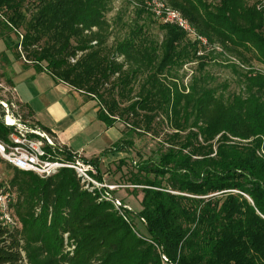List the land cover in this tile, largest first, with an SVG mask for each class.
I'll list each match as a JSON object with an SVG mask.
<instances>
[{
  "label": "trees",
  "instance_id": "16d2710c",
  "mask_svg": "<svg viewBox=\"0 0 264 264\" xmlns=\"http://www.w3.org/2000/svg\"><path fill=\"white\" fill-rule=\"evenodd\" d=\"M112 1L0 0V39L95 99L107 126L124 123L115 152L128 151L132 135L160 139L127 177L142 192L141 209H125V218L74 168L42 177L0 158L12 172L1 184L17 221L0 223V264H264V73L252 65L264 64V0H162L208 45L157 19L149 0H131L136 18L119 15L115 29ZM150 18L162 36L150 31ZM215 53L227 55L239 91L208 85L203 71ZM18 101L28 116L19 115L22 123L52 134ZM4 114L0 103V140L14 144ZM44 148L64 162L77 156L62 145ZM101 156L81 157L99 180Z\"/></svg>",
  "mask_w": 264,
  "mask_h": 264
},
{
  "label": "rangeland",
  "instance_id": "374dc122",
  "mask_svg": "<svg viewBox=\"0 0 264 264\" xmlns=\"http://www.w3.org/2000/svg\"><path fill=\"white\" fill-rule=\"evenodd\" d=\"M135 10L136 4L131 0H113L112 10L108 12L107 17L109 20L114 22L115 29H122V25L120 23L124 21L118 22V16L123 15V19L125 21H132L136 18ZM150 19L151 20H147V26L148 28H150V31L156 36H162V32L158 27V22L155 21L154 18ZM124 30L125 29L123 28L122 31ZM12 37L14 41H17V36L15 34H13ZM1 51H4L7 59H2L3 61L0 60V96L9 99L12 102L13 108L11 110L8 102L5 101L8 104L9 108L10 115H8L10 117L13 116L12 118L18 119L20 117L19 115L24 114L23 110L25 109L19 104L16 93H21L22 95L24 93L31 95L38 94L36 95V100L38 104H40V106H43L42 103L45 102V99L50 100L49 97L53 95V92H48L46 89H43L44 91H41L42 88L48 87L45 83V79H40L36 82H32L29 79L26 80V77H28V70L24 68L23 61L18 58V50L8 49L5 42L3 40H0V52ZM226 57L227 55H219L215 53V59L210 60L203 72L209 74L208 85L218 87L220 88V91L223 90L226 94H231L232 92L239 91L240 87L238 75L233 70V68L225 62ZM252 65L255 69L264 73V64L253 59ZM194 66L196 65H193V67ZM195 68L196 67H194V70ZM189 76L190 75L185 78V81L188 80ZM8 77L12 79L13 86L7 82ZM225 83H228L227 89L222 88ZM41 93L43 95L40 96ZM74 95L73 102H75ZM3 107L5 108L4 115H6L7 108L4 105ZM25 117L28 118V116L26 115ZM12 126L14 127L13 134L16 137H20V139L22 140L24 139V143H27L29 139H33L36 141H41L43 147L49 144L43 137H41V135L35 132H26L23 128H20L17 125ZM124 131L125 124L120 121L116 122L115 142L118 141L121 136H124ZM28 134H35L36 136H29ZM48 135L54 141V143L57 144V140L51 134ZM130 138L133 140V145L128 151H121L117 153L115 152V160H110L109 162H106L104 165H102V167L100 168L102 180H99L95 176L94 177L103 185H112V190H110L109 188L107 189L110 190L115 197L119 198L122 203L130 207L127 210L137 212L141 209L140 201L142 199V192L140 191V188H134V185H130L127 181V177H129L130 171L134 169L133 163L135 161H139L141 160V158H146L156 151V149L160 146V139L152 136L151 134L132 135ZM123 159L125 160V162H122ZM11 174L12 172L8 170L5 163H1L0 179L4 180ZM90 183L93 184L92 182ZM98 189L101 192H104V189L106 188L99 187ZM132 221L135 230L139 234L147 235L145 225L142 220L133 217Z\"/></svg>",
  "mask_w": 264,
  "mask_h": 264
},
{
  "label": "crops",
  "instance_id": "0c3cea01",
  "mask_svg": "<svg viewBox=\"0 0 264 264\" xmlns=\"http://www.w3.org/2000/svg\"><path fill=\"white\" fill-rule=\"evenodd\" d=\"M18 58L23 61L24 68L28 70L26 80L36 82L45 79L48 87L42 88L41 91L46 89L48 92H53L51 98L49 97L50 100L45 99L42 103L43 106H40L36 100L38 94L16 93L20 101L32 107L35 120L50 129L51 135L59 145L66 146L84 159L98 157L104 153L100 158V168L106 162L115 160V149L113 148L115 124L107 126L97 118L96 100L75 90L65 82L56 81L46 70H37L23 57ZM42 93L40 96L43 95ZM73 95L77 103L73 102Z\"/></svg>",
  "mask_w": 264,
  "mask_h": 264
},
{
  "label": "built area",
  "instance_id": "2783aa9c",
  "mask_svg": "<svg viewBox=\"0 0 264 264\" xmlns=\"http://www.w3.org/2000/svg\"><path fill=\"white\" fill-rule=\"evenodd\" d=\"M145 5L161 22L175 24L186 31L190 36L200 40L202 44L208 45L207 39L204 36L197 35L195 28L179 10L167 6L162 0H149L145 3ZM0 102L7 108V114L4 116L5 124L17 125L20 128H23L26 132H35L41 135V137H43L49 145L53 146V144H55L47 132L39 128L34 129L26 125L22 123L19 118H14L16 123H10L7 120V115L9 114L8 104L2 100H0ZM10 138L14 144L0 140V158L5 162L10 163L21 170L35 172L42 177H46L54 173L61 167L74 168L85 180L93 183L91 185L92 188L105 187L106 189L102 192L103 196L109 199L126 218L125 209H129L130 207L122 203L119 198L113 195L110 191L113 189L112 185H103L94 177V174H96L97 171L92 164L84 162L78 155L75 157V161L73 162H64L54 159L53 155L43 147L41 141L29 139L27 143H24V139L22 140L20 137H16L13 133L10 135ZM1 181L2 180L0 179V223L3 225L15 226L17 225V221L13 216L10 207L13 198L8 192L6 186L1 184ZM163 257L166 259L165 256Z\"/></svg>",
  "mask_w": 264,
  "mask_h": 264
},
{
  "label": "bare ground",
  "instance_id": "6f19581e",
  "mask_svg": "<svg viewBox=\"0 0 264 264\" xmlns=\"http://www.w3.org/2000/svg\"><path fill=\"white\" fill-rule=\"evenodd\" d=\"M7 120L10 122V123H16V120L12 117H10L9 115L7 116Z\"/></svg>",
  "mask_w": 264,
  "mask_h": 264
},
{
  "label": "water",
  "instance_id": "95a60500",
  "mask_svg": "<svg viewBox=\"0 0 264 264\" xmlns=\"http://www.w3.org/2000/svg\"><path fill=\"white\" fill-rule=\"evenodd\" d=\"M1 103V102H0ZM53 147H55V148H59V145L58 144H53Z\"/></svg>",
  "mask_w": 264,
  "mask_h": 264
}]
</instances>
